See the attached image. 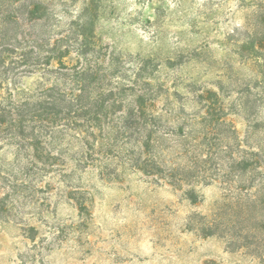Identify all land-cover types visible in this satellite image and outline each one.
<instances>
[{
  "label": "rangeland",
  "instance_id": "obj_1",
  "mask_svg": "<svg viewBox=\"0 0 264 264\" xmlns=\"http://www.w3.org/2000/svg\"><path fill=\"white\" fill-rule=\"evenodd\" d=\"M42 2L58 23L55 38H73L86 22L105 60L106 92L114 88L124 108L145 96L146 111L159 119L158 161L187 163L196 152L206 154L226 130L210 132L203 125L207 103L198 95L205 91L219 96L227 122L244 142L253 117L240 106L247 92L239 91L254 77L235 54L234 39L244 38L264 0ZM78 60L71 53L63 62ZM63 84L40 71L6 86L18 99ZM257 110L255 120H263L264 107ZM122 114L105 118V132L93 135L61 121L41 138L38 152L29 141L0 136V264H261L247 249L227 247L229 238L197 230L195 220L211 215L222 200L220 175L180 189L144 175L134 166L140 148L134 130L116 137L107 128L120 129ZM262 138L257 131L246 142ZM225 145L214 148L210 174L221 165L227 169ZM189 189L197 203L186 197Z\"/></svg>",
  "mask_w": 264,
  "mask_h": 264
},
{
  "label": "trees",
  "instance_id": "obj_2",
  "mask_svg": "<svg viewBox=\"0 0 264 264\" xmlns=\"http://www.w3.org/2000/svg\"><path fill=\"white\" fill-rule=\"evenodd\" d=\"M52 14L42 0H0V136L29 141L38 152L41 138L60 126L61 121L74 120L63 126L73 125L93 135V130L105 132V118L123 112L122 127L108 125L107 128L114 131L116 137L134 130L140 147L135 168L146 176L165 179L170 186L179 189L199 178L207 183L216 181L214 176L220 175L222 200L211 215L195 220L197 230L202 236L229 238L227 247L247 249L264 264V138L250 145L246 142L255 132H264V118L255 120L257 109L264 107V9L253 11L251 21L245 25L244 38L234 39L235 54L250 66L254 77L239 91L247 92L249 97L240 106L252 110L248 135L244 142L239 140L236 129L231 128L225 118L226 111L219 96L205 91L198 95L207 103L203 125L210 132L217 126L226 130L219 133L217 143L209 146L206 154L204 150L196 152L187 163L176 164L155 158L159 119L146 111L145 96H138L134 106L124 108V101L115 97L114 88L105 91V60L92 42L93 32L85 29L86 22L75 33L79 39L75 35L55 38L53 35L57 36L59 26ZM71 53L79 60L67 66L63 60ZM53 62H57L58 67L53 68ZM40 71L54 74L64 84L41 86L36 94H24L18 99L6 86ZM221 141L226 143L221 157L228 159V166L222 170L221 165L215 168L218 174H210L207 165L218 157L214 148ZM185 195L193 204L197 203L194 190H187Z\"/></svg>",
  "mask_w": 264,
  "mask_h": 264
}]
</instances>
